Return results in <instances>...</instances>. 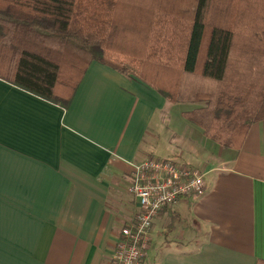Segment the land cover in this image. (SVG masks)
Wrapping results in <instances>:
<instances>
[{"label":"crops","instance_id":"0c3cea01","mask_svg":"<svg viewBox=\"0 0 264 264\" xmlns=\"http://www.w3.org/2000/svg\"><path fill=\"white\" fill-rule=\"evenodd\" d=\"M175 104L98 61L68 105L0 78V264H110L139 212L131 164L153 148L200 167L206 190L158 213L141 264L264 260V119L230 148L189 110L173 122Z\"/></svg>","mask_w":264,"mask_h":264},{"label":"trees","instance_id":"16d2710c","mask_svg":"<svg viewBox=\"0 0 264 264\" xmlns=\"http://www.w3.org/2000/svg\"><path fill=\"white\" fill-rule=\"evenodd\" d=\"M92 61L200 102L183 116L240 148L264 119V0H0V78L68 105Z\"/></svg>","mask_w":264,"mask_h":264},{"label":"built area","instance_id":"2783aa9c","mask_svg":"<svg viewBox=\"0 0 264 264\" xmlns=\"http://www.w3.org/2000/svg\"><path fill=\"white\" fill-rule=\"evenodd\" d=\"M132 166L128 191L139 205L136 219L124 226L110 264H141L151 241L158 213L180 197L199 198L206 190L205 172L197 166L171 159L146 157Z\"/></svg>","mask_w":264,"mask_h":264},{"label":"rangeland","instance_id":"374dc122","mask_svg":"<svg viewBox=\"0 0 264 264\" xmlns=\"http://www.w3.org/2000/svg\"><path fill=\"white\" fill-rule=\"evenodd\" d=\"M196 105L200 106L201 103L200 102H179V103H176L175 105H173L172 109H169L171 117H172V121L177 123V119L182 120L183 119V116L181 113L182 110L193 109V108L197 107ZM191 125L193 127H198L193 123ZM198 128H200V127H198ZM153 151L156 152V154H158V156L163 157L162 159H171V160H175V161L180 162V163L184 162L183 161L184 158L179 157V155H177V154L174 155V154L170 153L169 151H167V149L156 150L155 148H153Z\"/></svg>","mask_w":264,"mask_h":264}]
</instances>
